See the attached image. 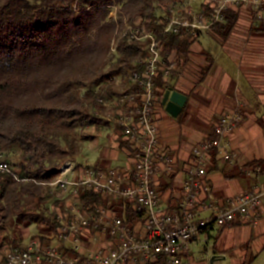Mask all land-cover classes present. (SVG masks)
<instances>
[{"label":"trees","instance_id":"trees-1","mask_svg":"<svg viewBox=\"0 0 264 264\" xmlns=\"http://www.w3.org/2000/svg\"><path fill=\"white\" fill-rule=\"evenodd\" d=\"M172 7L185 17L190 0H0V155L19 178L0 173V255L25 248L20 241L10 244L7 235L22 240L29 225L36 226L35 239L44 247L52 246L49 237L60 236L59 215H71V197L50 184L77 153L79 131L106 126L109 115L116 117V108L99 99L110 101L127 90L126 78L146 57L148 41L130 39L128 28L153 33L164 56L175 50L178 60H188L196 36L165 33ZM237 20L238 12L229 9L226 21L217 25L221 38L230 35ZM164 73L156 78V89L168 87ZM114 131L118 148L132 156L131 142L119 127ZM77 201L90 214L103 207L128 223L142 217L129 201L86 187H80ZM95 233L91 228L78 238L86 243ZM68 254L82 256L75 249Z\"/></svg>","mask_w":264,"mask_h":264},{"label":"built area","instance_id":"built-area-1","mask_svg":"<svg viewBox=\"0 0 264 264\" xmlns=\"http://www.w3.org/2000/svg\"><path fill=\"white\" fill-rule=\"evenodd\" d=\"M210 6L199 11L187 8L181 17L175 8L165 25V33L178 34L181 31L199 33L212 30L226 21V13L232 7L249 5L256 18L263 17L262 0H206ZM129 38L148 41L146 57L140 68L132 70L126 78L129 88L121 91L113 100L99 102L116 108V117L108 120L119 127L124 138L133 145L129 165L122 168L106 169L67 162L60 168V175L50 185L60 186L65 196L71 197L67 210L71 214L62 219L59 238L68 241L73 238L75 248L81 245L79 235L87 237L91 228L96 233L91 236L97 241L101 236L109 237L108 246H99L87 255L71 256L63 253L59 245L44 247L33 240L24 249L13 248L5 252L2 264H191L188 258L190 245L211 227L254 223L261 208L263 193L258 187L249 192L229 198L222 205L212 200L207 180L208 169L214 152H223V159L234 162L237 154L229 149L227 136L232 134L242 119L240 109L219 117L214 127V135L196 144L192 149V161L188 166L183 184V200L178 209L164 210L158 190V179L164 173L174 171L175 159L160 146L156 108L159 104L155 80L161 70L170 74L175 62L165 59L162 46L156 36L141 27H129L125 33ZM120 84V79H116ZM0 173H13L11 165L0 155ZM86 187L93 192L111 195L116 199L129 201L133 211L142 214V232H136L124 216L119 217L103 207L95 213H86L78 206V191ZM205 197V198H204ZM209 216H203L206 211Z\"/></svg>","mask_w":264,"mask_h":264},{"label":"crops","instance_id":"crops-1","mask_svg":"<svg viewBox=\"0 0 264 264\" xmlns=\"http://www.w3.org/2000/svg\"><path fill=\"white\" fill-rule=\"evenodd\" d=\"M262 1V18H256L249 5L230 8L238 12V20L226 39L219 35L217 25L212 30L193 33L196 37L189 47L186 62L178 60L175 50L170 56H164L166 60L175 62V69L170 74L164 73L168 87L157 86V97L171 88L187 98L177 117L166 111L160 102L156 108L160 146L175 159L174 171L164 173L158 179L162 208H179L184 196V180L193 158V147L214 135V127L220 116L237 108L241 110L242 119L238 128L226 138L229 149L237 157L234 162H227L223 159V152L213 153L207 177L211 190L205 201L212 200L222 205L227 199L255 187L263 193L261 208L254 223H237L222 229L209 228L190 245L188 258L191 264H224L227 260L229 264H253L255 259L264 254ZM130 161L131 158L123 163V167L129 165ZM252 162H256L257 166L250 167ZM209 214L211 211L208 210L203 216ZM129 224L136 232L144 229L141 219ZM49 239L52 246L59 245L66 255L72 249L76 250L73 238L62 241L58 236H53ZM87 240L89 242L86 243L79 240L81 255H87L99 246L107 247L109 243L108 237L104 235L96 242L91 238Z\"/></svg>","mask_w":264,"mask_h":264},{"label":"rangeland","instance_id":"rangeland-1","mask_svg":"<svg viewBox=\"0 0 264 264\" xmlns=\"http://www.w3.org/2000/svg\"><path fill=\"white\" fill-rule=\"evenodd\" d=\"M204 0H190V8L195 11H199L201 7V3ZM115 125L110 121L106 126H96L92 125L89 127H85V129L80 130V134L76 139L77 143V153L74 154L72 164L74 165H97L101 168H122L123 163L129 161V156L126 155L124 150H120L118 148V143L115 141ZM82 134L91 136L89 140H83L80 136ZM55 187V185H53ZM56 188V187H55ZM54 188V193L52 197L49 199V206H52V201L54 196L57 194ZM22 240L18 239L17 234L12 232L8 233L10 244H18L20 241L24 246L33 241L38 231L35 225H29L24 227L23 229ZM7 249L0 255V263L3 261V256ZM224 264H229V261H225ZM253 264H264V254L259 256L254 260Z\"/></svg>","mask_w":264,"mask_h":264},{"label":"water","instance_id":"water-1","mask_svg":"<svg viewBox=\"0 0 264 264\" xmlns=\"http://www.w3.org/2000/svg\"><path fill=\"white\" fill-rule=\"evenodd\" d=\"M186 96L178 91H173L171 88H168L165 93L158 98V102L161 103L171 115L177 117L181 111V107L186 101Z\"/></svg>","mask_w":264,"mask_h":264}]
</instances>
